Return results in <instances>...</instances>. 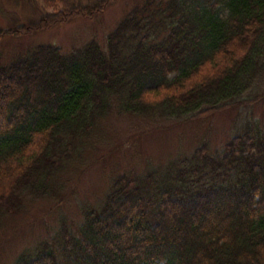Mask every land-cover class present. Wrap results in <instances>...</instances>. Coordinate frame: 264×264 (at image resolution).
<instances>
[{"label":"trees","instance_id":"16d2710c","mask_svg":"<svg viewBox=\"0 0 264 264\" xmlns=\"http://www.w3.org/2000/svg\"><path fill=\"white\" fill-rule=\"evenodd\" d=\"M120 1L42 0L62 9L42 22L95 19ZM23 24L0 40L40 22ZM263 80L264 0H140L102 44L0 55V223L25 193L54 199L83 174L113 116L203 120L261 102ZM242 120L221 149L123 172L105 203L78 223L61 216L54 243L13 264H264V116Z\"/></svg>","mask_w":264,"mask_h":264},{"label":"rangeland","instance_id":"374dc122","mask_svg":"<svg viewBox=\"0 0 264 264\" xmlns=\"http://www.w3.org/2000/svg\"><path fill=\"white\" fill-rule=\"evenodd\" d=\"M139 1L115 3L95 19L61 14V22L45 23L42 17L62 13L61 6L52 10L42 0L36 6L23 5L22 0H10L11 4L9 0H0V29L18 27L19 20L20 24L40 22L36 28L27 30H33L32 34L7 35L0 40V55L8 61L25 56L40 44H52L64 52L82 48L91 40L102 44L105 35ZM260 88L264 92V80ZM247 114L264 116V99L250 108H231L203 120L181 123L160 118L152 121L116 118L113 114L107 121L96 159L83 174L70 177L63 192L60 189L54 199L25 193L20 210L0 223V264H13L24 250L43 242L54 243L61 216L80 222L83 208L105 203L113 182L123 172L131 168L144 171L149 163L165 167L179 156L190 155L202 143H208L214 150L221 149L234 133L235 124Z\"/></svg>","mask_w":264,"mask_h":264}]
</instances>
